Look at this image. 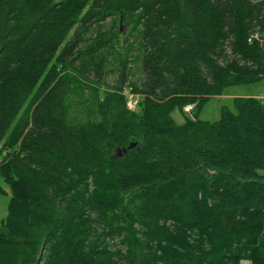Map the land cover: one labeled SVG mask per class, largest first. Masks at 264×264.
Instances as JSON below:
<instances>
[{"label": "trees", "instance_id": "obj_1", "mask_svg": "<svg viewBox=\"0 0 264 264\" xmlns=\"http://www.w3.org/2000/svg\"><path fill=\"white\" fill-rule=\"evenodd\" d=\"M112 16L139 84L106 82ZM262 80L264 0H0V264H264V100L198 118Z\"/></svg>", "mask_w": 264, "mask_h": 264}, {"label": "rangeland", "instance_id": "obj_2", "mask_svg": "<svg viewBox=\"0 0 264 264\" xmlns=\"http://www.w3.org/2000/svg\"><path fill=\"white\" fill-rule=\"evenodd\" d=\"M99 30L98 25H94L89 32L83 37L86 39L95 36ZM102 31L107 33L117 34V41L111 50L108 64L106 66V82L109 86H114L117 83L119 74L121 71L120 62L129 54V83H140L143 77L142 66H141V52H140V37L139 29L134 28L132 24L120 23L118 17L112 16L104 21L102 24ZM106 90V88H105ZM127 94V93H126ZM128 96V94H127ZM238 98H257L264 100V80L249 84V85H238L231 86L225 89L222 96L212 97L201 109L198 114V118L202 121L210 123L217 122L220 120L222 110L227 108L232 112H235V99ZM128 99V97H127ZM129 102V99H128ZM139 107L136 109L138 112ZM197 113L196 107H192V110H186L182 113L180 109H175L172 112V118L175 123L181 125L185 123L187 117L193 118ZM10 203L11 193L0 194V226L3 221L8 218L10 214ZM101 240L104 239L102 234L96 233ZM106 242L112 248L120 246L119 237L112 239L105 237ZM240 264H251L248 261H242Z\"/></svg>", "mask_w": 264, "mask_h": 264}, {"label": "built area", "instance_id": "obj_3", "mask_svg": "<svg viewBox=\"0 0 264 264\" xmlns=\"http://www.w3.org/2000/svg\"><path fill=\"white\" fill-rule=\"evenodd\" d=\"M251 40H258V36L257 35H253ZM250 40V41H251ZM128 94V98H129V102H128V106L130 110H136L138 108L139 105V98L138 96H134L128 92H126ZM186 110H192V106H188L186 108Z\"/></svg>", "mask_w": 264, "mask_h": 264}, {"label": "water", "instance_id": "obj_4", "mask_svg": "<svg viewBox=\"0 0 264 264\" xmlns=\"http://www.w3.org/2000/svg\"><path fill=\"white\" fill-rule=\"evenodd\" d=\"M136 147V143H132L128 149H131V148H134ZM127 153V150L126 149H123V150H118L117 151V154L118 156H121L122 154H126Z\"/></svg>", "mask_w": 264, "mask_h": 264}]
</instances>
